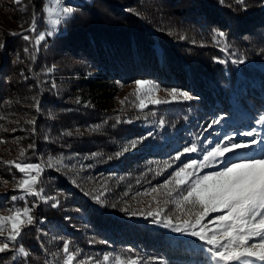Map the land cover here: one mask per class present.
Masks as SVG:
<instances>
[{"label": "trees", "instance_id": "16d2710c", "mask_svg": "<svg viewBox=\"0 0 264 264\" xmlns=\"http://www.w3.org/2000/svg\"><path fill=\"white\" fill-rule=\"evenodd\" d=\"M43 2L22 0L19 4L22 12L13 19L28 25L35 11L40 30ZM72 7L74 12L66 23L65 33L47 39L44 50L39 46L36 51L41 63L49 61L48 57L54 53L70 54L86 60L107 80L148 79L161 88H179L193 97L188 103L152 108L160 126L151 138L143 136L139 127L124 124L105 129L106 135L83 139L97 144L91 150L83 146L75 148L77 153L96 151V162L113 166L114 180L125 188L152 187L149 183L155 179L156 166L166 165V161L178 164L187 158L181 155L175 159L174 154L178 148L198 142L199 124L206 117L233 118L235 112L227 100L231 92H236L237 104L242 109L250 115L260 114L264 98V0H243V3L237 0H88ZM221 31L226 35L217 44L213 36ZM5 45L6 49L12 47L9 43ZM239 59L244 62L232 63ZM3 71L2 68L0 111L6 108L1 112L8 116L11 113V120L17 123L23 117L19 108L25 103L23 92L16 85L7 86V76L2 80ZM53 78L56 82V77H49L44 83L39 80L30 84L37 101L32 104L30 114L34 123L23 132L28 140H12L0 133V155L8 148L15 154L11 159L6 157L7 160H17L18 147H21L25 150L23 162H34L40 154L55 152L73 142L69 135L63 134V129L76 126L88 130L87 123L103 122L87 110L63 114L62 105L57 99H51L47 90ZM89 85L85 81L87 93L92 90ZM125 134L131 141L140 143L127 154L116 157L119 147L112 143ZM33 144L35 147L30 148ZM50 186L55 192L48 196L56 197L59 207H51L55 201L44 203L40 226L37 222L29 230L26 228L27 234L23 231L16 245H22L30 255L12 261L13 252H10L0 256V264H45L48 252L60 251L64 241L70 242L73 251L79 250L81 259H95L110 253L147 262L155 259L158 263L163 260L170 264H210L202 244L191 247L189 240L173 238L161 228L149 225L148 220L94 203L73 188L64 187L67 189L64 194L70 197L60 199L58 194L63 185L57 182ZM2 207L0 196V210ZM38 229L45 231L44 235H37Z\"/></svg>", "mask_w": 264, "mask_h": 264}, {"label": "rangeland", "instance_id": "374dc122", "mask_svg": "<svg viewBox=\"0 0 264 264\" xmlns=\"http://www.w3.org/2000/svg\"><path fill=\"white\" fill-rule=\"evenodd\" d=\"M83 1L88 0H64V5L72 7L73 5ZM44 3L45 0L43 4ZM21 8V6L14 3V0H0V43H2L5 47V49L4 47L0 48V70L2 68L4 70L1 76L3 78L2 80H4L5 76H7L5 81L7 86L10 85L12 88V86L16 85L19 87L20 92H23L22 97L25 102L19 107L21 109L20 114L23 117L20 119L21 121L17 123L11 120L13 118L11 113L9 116L3 113L6 108L1 110L3 112L0 111V133L5 137H11L12 140H28L26 133L24 134L23 132L31 129L30 127L32 125V121L34 120L33 115H30L33 107L32 104L37 101L36 96L32 93L31 85L39 80L44 83L47 80L46 78L49 77L57 78L56 82L54 81V78L52 79L54 82L50 79V82L52 83L47 86V90L53 97L51 99H57V101L62 105L60 111L63 112V114H79V110H87L95 116L101 117V120L103 121L102 123H87L86 126L88 130H81L76 126L73 128L71 127V130L63 129V134L69 135V139L71 138L73 142H76L73 143L70 141L67 143L68 145H65L64 147L61 146L59 149L55 150V152L50 151L46 155L40 154L34 162H31L36 164H46L49 158H54V160L58 159L60 161L59 164L52 168L47 166L44 168L41 176L42 183L40 187L44 189L45 196L51 195L53 194L52 192H55L51 190L52 187L50 185L57 182L63 185L60 187L62 190H59L61 191V194H58L60 199H63L64 196L70 197V195H66V193L64 194L67 190L65 188H73L84 195L85 193H90L91 195L87 196L90 198V201L94 203L96 202L92 199V197L102 193L103 195H101V200L103 203L99 205L114 209L123 215H130L148 220L150 222L149 225L161 228L167 235L172 236L173 238L189 240L188 242L191 244V247H200L199 245L203 244V242L197 237L175 233L171 229L163 227L162 224L154 222L152 217H148L147 212L155 211L158 206H163L165 209H171V211H167L165 213L167 215L179 213L175 209L174 203H164L167 198L163 195L157 197L160 201V205H158L156 201L153 200V196H156L155 193L150 195H145L144 193L150 191L152 187H156L162 184L165 180L169 179L175 171H177L185 163H188L190 160L202 159L204 150H210V146L214 147L216 142L223 140L225 136H231L233 142H246L252 139V137L243 135V133L247 131L259 132L261 135L255 137L258 140L261 139V137H264V125L257 123V120H259L261 116H264V98L261 99L262 107L260 114L258 115H248L242 113L244 117L241 116L243 118H237L236 120L229 118L226 119L224 117L222 118L218 115L206 117L203 119L204 122L199 124V137L196 145L198 143L199 144L197 145L198 150L196 152L183 153V149L186 146L178 148L176 154L178 152L182 153V155L187 156V158L183 159L178 164L170 162L167 163V165L156 166L157 168L154 169L156 170L155 179L149 183V185L153 184L154 186L152 185V187H148V185H146L140 188H125L114 180L116 176L111 172V169L114 168L113 166H102L96 162L95 158L98 156L96 151L92 153H77L75 152V148L83 146L86 147L85 149L88 148L91 150L94 148V145L96 146L97 144H95L94 141H85V143L83 139L91 136L95 137L106 135V132H104L105 129L107 130L111 127L114 128L118 125L124 124L139 127V129L143 132V136L151 138L154 135L155 129L160 126V122L153 116L154 111L151 110L152 108L177 102L188 103L190 100L184 101L182 97H177V99L173 101L172 98L168 96L166 91L172 88L160 87L159 90L155 92V97L161 100H168L170 102L160 105L149 104L146 108L140 110L137 107L139 101L135 96L130 95L135 91V80H129L126 82L107 80L100 77L101 75L98 74L94 68H91L89 64H87L86 60L70 56V54L62 55V53H54L48 57L49 61L42 60L43 62L41 63V61L37 59L38 54L36 50L33 49L31 45L29 47V52L24 51L25 48H28L30 43L25 41L22 38V35L11 34L14 32L21 33L23 31L21 27L22 25L24 28H27L28 26L13 19L15 14L22 12ZM41 22V29L38 30L39 26L36 25L37 30L38 32L46 33L49 30V27L45 23L44 18ZM66 23L59 25L58 30L52 36L65 33ZM28 35L34 36L35 34L28 33ZM52 36H46L45 41L50 39ZM14 38L15 41L11 42ZM45 41L41 42V51L44 50L43 47L46 43ZM5 43L12 45V47H10L11 49H9V47L6 49ZM33 54H35V60L32 59ZM38 63H41L42 65H38ZM48 69L53 70L49 72L47 71ZM33 79L35 82H32ZM85 81L90 83L89 87L92 88L91 93H87L89 91L86 92L84 88ZM9 82H11V84ZM80 92H84L82 93V96L79 95ZM125 97H128V100L125 104L121 105L120 102L124 100ZM227 100L230 108L233 111H238V107L240 106L237 104L235 91L229 94ZM117 117L124 122L117 123ZM213 120H219L220 122L213 124ZM21 124H23V127ZM91 133L92 135H90ZM75 137L78 138V140H76ZM129 141H131V139H129V136L125 134L119 141H115V143L113 142L112 144L119 147L117 152H122L123 146ZM190 146L191 145H187V147ZM261 148H264V144L253 146L234 154H228L226 160L222 159L214 162L213 166L202 169L201 174L219 170L221 164L226 162H234L240 159L264 154L260 152ZM18 150H21V147H18ZM128 152L123 154H127ZM176 154H174V158L176 157ZM13 156H15V154L13 151L9 150V148L8 150L3 151V155H0V164H5L2 167L0 166V196L3 204V207L0 210V215H10L11 213L9 209L13 207L23 208L26 203L29 207H31L35 204L36 207L32 209L31 214L35 217L36 222L33 225L26 227L29 230V228L34 227L37 222L39 223L38 226H40L41 221L39 220H42L40 218L44 214L42 212L44 209V202L36 200L31 196L27 197L26 201L18 200L13 202L11 200V196L21 194L19 191L14 190V177L19 179L22 176V174L14 167L10 168L6 163H3L11 161L7 160L6 157L11 159ZM157 173L160 174L157 175ZM59 179H61L62 182ZM3 181H7V184H4ZM160 191L163 192L164 190L161 189ZM174 199L175 197H173V200ZM141 210L143 214H141ZM133 212H135L136 215H132ZM26 228L24 229V235L27 234ZM36 233L37 235H44L45 231L38 229ZM7 234L8 233L6 231L4 235L6 236ZM206 247L207 246L203 247V251L208 257ZM10 252L12 251L0 253V256H7ZM54 253L57 255L53 256V253H50L49 251L46 256V261H48L49 264L53 262L55 264H61L63 257L62 248L60 251L58 250V252L57 250H54ZM103 257L104 255H99L98 258L92 259L91 264H96V261H100L101 264H103ZM111 257L113 259H110L108 264H114L115 256L111 255ZM77 259L84 260L79 256ZM148 262L149 264H159L155 259ZM164 262L165 264H170L167 261Z\"/></svg>", "mask_w": 264, "mask_h": 264}, {"label": "snow or ice", "instance_id": "6c2138e0", "mask_svg": "<svg viewBox=\"0 0 264 264\" xmlns=\"http://www.w3.org/2000/svg\"><path fill=\"white\" fill-rule=\"evenodd\" d=\"M14 3L19 5L21 0H14ZM237 3H243V0H237ZM41 12L49 27L46 33L38 32L36 27L38 14L35 11L32 13L31 22L27 28L22 25L21 33H11L12 35H22V38L28 41L36 51L39 50V46L42 41H45L46 36H52L58 30L59 25L66 23L72 17L74 9L65 6L64 0H45ZM25 33H34L35 35L30 36ZM225 35L222 31L216 32L213 40L219 44ZM217 37L220 39L217 40ZM180 39H184V37L181 36ZM3 47L4 45L0 43V48ZM24 51L29 52V48H25ZM222 51H226V48ZM32 59L35 60V54ZM218 62L224 63L225 61ZM243 62L242 59L232 61L234 64ZM52 70L48 69L47 71L51 72ZM134 85L135 91L130 95L135 96L139 101L137 107L140 110L149 104L160 105L170 102L155 97V92L159 90L160 86L153 81L138 79L134 81ZM166 91L173 101L177 97H182L184 101L193 99L188 92L181 89L172 88ZM127 100L128 97H125L120 102L121 105L125 104ZM37 110H39L38 107ZM116 121L117 123L124 122L119 117L116 118ZM219 122V120L212 121L213 124ZM257 123L264 125V116H261ZM162 124L163 121H161ZM33 131L35 132V129ZM243 135L252 137V139L246 142H233L231 136H225L223 140L216 142L214 147L210 146V150H204L202 159L190 160L175 171L169 179L144 193L145 195L155 193L156 196H153V200L158 205H160V201L157 197L160 195L167 198L164 201L165 204L174 203L179 214L167 215L165 213L171 209L158 206L155 211H148L147 216L175 233L197 237L203 242L202 247L207 246L206 252L210 264H264V154L226 162L221 164L219 170L201 174L202 169L213 166L214 162L226 160L228 154L264 144V137L259 140L255 138L261 135L259 132L247 131ZM138 143L140 141H129L123 146L122 152L115 154L116 157L135 149ZM29 147L34 148L35 145H29ZM197 150L196 142L193 141L190 147L186 146L183 149V153H192ZM260 152L264 153V148H261ZM181 155L182 153L178 152L175 159H179ZM24 156L25 150L21 149L17 160L5 162L10 168L14 167L22 174L19 179L14 177V190L21 194L11 196V200L13 202L26 201V198L31 196L44 203L55 201L51 203V207H59L56 197L45 196L44 189L40 185L45 166L52 168L60 161L49 158L46 164L27 163L23 162ZM165 164L167 165V161ZM159 174L157 173V175ZM3 183L7 184V181H3ZM161 189L164 191L161 192ZM85 195L91 194L85 193ZM101 195L103 194L93 196L92 199L96 203L102 204ZM173 197H175L174 200ZM34 207H36L35 204L29 207L26 203L23 208L9 209L10 215H0V253L12 251V261L20 256L28 257L30 255L22 245L19 247L16 245L19 243L24 229L36 222L35 217L31 214ZM141 214H143L142 210ZM132 215H136V213L133 212ZM6 231L8 234L5 236ZM62 253L61 264H91L92 262V257L78 260L80 252L79 250L73 251L69 241L63 242ZM52 255L57 254L53 253ZM110 259H113L111 254L105 253L103 264H108ZM45 264H49V262L46 261ZM96 264H101V262L96 261ZM114 264H149V262L141 261L139 258L124 259L118 255L114 257ZM159 264H165V262L160 260Z\"/></svg>", "mask_w": 264, "mask_h": 264}, {"label": "bare ground", "instance_id": "6f19581e", "mask_svg": "<svg viewBox=\"0 0 264 264\" xmlns=\"http://www.w3.org/2000/svg\"><path fill=\"white\" fill-rule=\"evenodd\" d=\"M234 112H235V120H236L237 118H243V117H244L241 113H238L237 110L234 111ZM241 116H243V117H241Z\"/></svg>", "mask_w": 264, "mask_h": 264}]
</instances>
